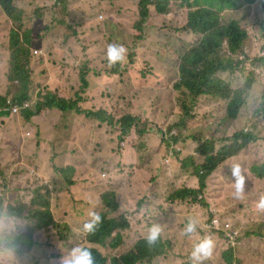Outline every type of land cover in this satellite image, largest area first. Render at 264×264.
Here are the masks:
<instances>
[{"label": "rangeland", "instance_id": "rangeland-1", "mask_svg": "<svg viewBox=\"0 0 264 264\" xmlns=\"http://www.w3.org/2000/svg\"><path fill=\"white\" fill-rule=\"evenodd\" d=\"M139 2L13 0L17 22L0 12V66L11 56L1 72L0 95L6 100L26 95L31 103L18 115L0 108V264H53L77 244L94 247L107 258L106 264H117L153 224L163 228V249L139 264H191L193 245L205 236L218 248L202 264H264V214L255 207L264 193V175L251 170L264 166V4H242L218 13L224 23L239 21L248 34L236 54L231 55L226 44L220 50L235 69H223L216 77L231 89L247 91L245 105L231 119L229 100L207 94L195 98L175 88L182 56L203 38L187 25L191 14L198 13L194 0H151L142 39L134 29L140 20ZM158 3L166 6L165 12L157 10ZM13 30L20 42H28L23 48H30L27 84L10 79L12 62L23 60L11 47ZM113 43L126 49L120 76L106 58ZM50 68H55L53 74H48ZM81 73L89 80L87 88ZM77 91L84 99L83 110H103L102 104L111 101L137 120L125 132L119 125L95 119L85 123L83 114L44 107L50 94L69 99ZM38 102L43 104L39 114ZM239 131L258 138L235 158L245 171L247 201L245 193L242 199L234 198L232 172L223 169L224 162L210 174L196 202L194 195L171 200L175 191L198 190L196 167L207 162L201 146L210 143L218 151ZM174 138L179 141L173 143ZM164 140L174 148L161 149ZM63 150L56 163L67 170L55 179L46 168L53 154ZM67 157L71 160L64 162ZM48 201L50 225L40 219L46 209L42 203ZM104 201L118 208L106 204L107 210ZM10 208L24 218L10 215ZM92 211L107 212V221L126 224L117 248L113 236L105 244L85 240L83 225ZM34 215L36 220L31 219ZM190 217L199 221L191 237L183 233ZM219 218L240 231L238 241L230 242L234 247L214 234L228 231ZM34 245L35 252H29Z\"/></svg>", "mask_w": 264, "mask_h": 264}, {"label": "trees", "instance_id": "trees-1", "mask_svg": "<svg viewBox=\"0 0 264 264\" xmlns=\"http://www.w3.org/2000/svg\"><path fill=\"white\" fill-rule=\"evenodd\" d=\"M150 3L151 0H140L139 2L140 20L134 26V29L138 32V39H142V32L144 29L143 27L145 26L144 24L149 18ZM192 3L197 4L196 8L198 13L191 14L187 25L191 30L196 31V33L202 34L203 38L196 45H194L187 54L182 56V62L179 66L180 80L175 84V88L178 91L186 90L187 92H190V94L195 98L199 97L202 94H207L229 100L227 107L228 117L231 119H236L240 110L246 103L247 91L244 88L235 90L231 89L222 81V79L216 77V75L218 72H222L223 69H235L233 66V60L230 57L225 58L220 55V50L222 49L223 45L226 44L228 46V51L231 53V55H234L239 50H241L248 34L247 31L241 27L239 21L232 20L229 23H224L221 21L220 15L218 13H221L227 8L242 4H257L258 6H262L264 2L263 0H194V2ZM0 6L2 10L10 18L13 19V21L17 22L19 20L16 15L17 10H15L13 0H0ZM157 10L159 12H165L166 6L163 3H158ZM17 35V31L13 30L10 38L11 47L13 50L23 56V60L17 63L12 62V75L10 76V79L12 81L21 80V82L27 84L30 79V73L28 69L30 48H23V45H28V42H26L25 40L20 42ZM10 58L11 56L5 57L3 59V62L5 64L3 63L0 66V77H3V75H1V72H3L4 70L3 66H7V62L8 60H10ZM121 62L122 61L117 62L112 69V72H115V74L118 76L121 75L118 72L121 67ZM56 66H58V64ZM80 77L82 86L84 88H87L89 80L84 77L83 73L80 74ZM100 98L102 99V97ZM107 98L114 99L111 96H108ZM26 99V95H23L19 98V100L11 98L7 100L22 104L24 102H28L26 101ZM7 100L5 97L0 95V108L5 106V108H7L11 112V109L7 107ZM83 101L84 99L79 94V91L76 92L73 98L69 99H66L62 96H55L54 94H50L48 100L44 104V107L49 109H58L62 111L63 114H65L66 112H70L76 115L83 114L85 115V118L83 119L84 121H86V123H88V119H95L101 123H106L109 126L119 125L125 132L132 128L135 121L137 120L133 116L126 115L124 111H122L118 106L111 103V101L104 102L102 104L104 109L98 111L81 109L80 104ZM42 108L43 104L41 102H38L36 104V113L39 114ZM29 113L26 116L27 119ZM116 115L117 117L114 120V116ZM62 122L66 123L68 121L65 120ZM165 137L166 135H162L163 139H165ZM231 139L232 140H229V144L223 145L218 151H216L214 145L210 143L201 146L200 153L205 157V159H207V162L202 166L196 167V175L198 177L199 183L198 190H193L190 188L186 189L185 191L178 190L170 195V199L175 201L185 199L187 196L194 195L195 197L193 198V201L196 202L198 193H200L201 189L204 188L205 182H207L210 174L223 162L224 166H226L223 167V169H227L228 167V172H231L230 165L236 163L235 158H237V155L252 142H256L258 140L254 133L244 131L236 132L231 137ZM178 141V138L173 139V143H177ZM162 148L164 150H168L173 149L174 147L168 145L167 141L164 140ZM65 152V150L62 151L63 154H65ZM66 170L67 167H62L57 168L56 172L57 174L66 173ZM251 170L253 173L264 175V166L254 165ZM2 176L3 172L0 170V177ZM68 180L70 183H72V180ZM244 201H247L245 197ZM49 204V201L48 204L42 203V205H46V209H44V212L40 213V219L42 223L46 225H50L52 222V214L49 210H47ZM104 204L107 210L108 207L106 206V204L113 209L118 208L117 206H114L110 201H104ZM10 215L17 218H24L22 217V213H18L15 208H10ZM99 215L102 218L101 225L94 233L86 234L85 240L88 241L90 239L94 243L105 244L106 240L113 236L114 238L112 240V246L117 248L122 242L121 229L125 228L126 224H121L115 219L107 221V212L100 213ZM31 219L36 220V216L34 215ZM219 221L223 225H230V229L227 232H231L232 236L236 237L238 241L240 231L237 230L234 224L227 220H221L220 218ZM27 229L29 230V228ZM227 232L215 230L214 234L220 236V238L228 243V241H230V236L227 235ZM234 232H236V234H234ZM36 247L37 245H34V247L29 252H35ZM87 248L92 251V254L95 258V264L107 263V258L102 254L101 251H98L94 247ZM217 248V246L214 247V252L217 251ZM162 249L163 245L160 240L156 245L149 247L144 238L140 240L132 253L130 252L121 256L118 260H116V262L117 264L143 263L146 261H150L149 259L152 256L159 254Z\"/></svg>", "mask_w": 264, "mask_h": 264}, {"label": "clouds", "instance_id": "clouds-1", "mask_svg": "<svg viewBox=\"0 0 264 264\" xmlns=\"http://www.w3.org/2000/svg\"><path fill=\"white\" fill-rule=\"evenodd\" d=\"M0 9L2 10L1 6ZM2 12H4L2 10ZM136 24V23H135ZM135 26V25H134ZM126 49L120 44H109L106 50V58L108 66L112 67L117 62L124 59ZM232 177L234 180L233 196L236 199H242L246 189L245 171L239 162L230 165ZM254 189L250 190L253 191ZM248 193L244 197L248 199ZM258 212L264 214V193L258 195L255 205ZM90 219L84 223L83 232L86 234L94 233L102 223V218L97 212H89ZM21 219V218H19ZM198 219L190 217L184 226L183 233L191 237L192 234L197 232ZM163 233V228L160 224H153L145 237L146 243L149 247L157 244ZM215 243L211 236H205L193 245L190 253L191 264H202V262L213 255ZM53 264H95V258L92 251L82 245H75L67 254L62 255L58 260H54Z\"/></svg>", "mask_w": 264, "mask_h": 264}, {"label": "crops", "instance_id": "crops-1", "mask_svg": "<svg viewBox=\"0 0 264 264\" xmlns=\"http://www.w3.org/2000/svg\"><path fill=\"white\" fill-rule=\"evenodd\" d=\"M0 12L2 13V10H1V9H0ZM148 19H149V18H148ZM148 19H147V20H148ZM145 24H146V23H145ZM136 32H137V31H136ZM137 33H138V32H137ZM54 69H55V68H50L48 74H53ZM48 74H47V75H48ZM162 95H163V96H166L165 93H162ZM59 96L64 97L62 94H59ZM57 123H58V122H54V123L52 124V126L55 127V125H57ZM85 123H86V122H85ZM67 125H69V124H67ZM56 128H57V127H56ZM161 149H163V148H161ZM163 150H164V149H163ZM59 155L61 156V155H63V153H61V154H53V156L51 157V159H50V161H49V163H50V167H49V168H46V173H47V174H51L52 177L55 178V179H59V177L62 176V173L57 174V172H56L57 168H62V167H59V163H56V162H57V158H58ZM68 158H69V157H67V158L64 160V162H68L69 160H71V158H69V160H68ZM57 164H58V166H57ZM106 175H107V174H106ZM45 183H47V182H45ZM12 189H13V188H12ZM35 189H36V185L33 187V190H35ZM13 198H14V199H17V196L14 195Z\"/></svg>", "mask_w": 264, "mask_h": 264}, {"label": "built area", "instance_id": "built-area-1", "mask_svg": "<svg viewBox=\"0 0 264 264\" xmlns=\"http://www.w3.org/2000/svg\"><path fill=\"white\" fill-rule=\"evenodd\" d=\"M7 107L11 109V113L13 115H18L20 114L21 111H25L31 108V103L30 102H24L22 104L19 103H14L11 100H7ZM106 175V174H105ZM228 226V230L230 229V225L229 224H225ZM234 234H236V232H234ZM227 235L230 236V240L232 239H236V237L232 236L231 232H227Z\"/></svg>", "mask_w": 264, "mask_h": 264}, {"label": "flooded vegetation", "instance_id": "flooded-vegetation-1", "mask_svg": "<svg viewBox=\"0 0 264 264\" xmlns=\"http://www.w3.org/2000/svg\"><path fill=\"white\" fill-rule=\"evenodd\" d=\"M36 227V226H35ZM230 242H231V240L230 241H228V244L230 245V246H232L231 244H230ZM232 247H234V246H232Z\"/></svg>", "mask_w": 264, "mask_h": 264}]
</instances>
